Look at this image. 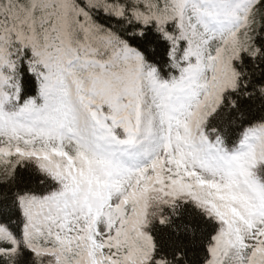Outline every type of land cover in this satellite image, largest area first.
Masks as SVG:
<instances>
[{"label": "snow or ice", "instance_id": "snow-or-ice-1", "mask_svg": "<svg viewBox=\"0 0 264 264\" xmlns=\"http://www.w3.org/2000/svg\"><path fill=\"white\" fill-rule=\"evenodd\" d=\"M253 102L264 0H0V264H264Z\"/></svg>", "mask_w": 264, "mask_h": 264}, {"label": "trees", "instance_id": "trees-1", "mask_svg": "<svg viewBox=\"0 0 264 264\" xmlns=\"http://www.w3.org/2000/svg\"><path fill=\"white\" fill-rule=\"evenodd\" d=\"M29 93L35 94V88L31 82H29ZM244 112L246 113L244 122L241 124L235 117H233L232 121L229 122L228 119L225 117L223 120V124L225 127V130L228 131L229 135L232 137L233 140H236L239 135L240 131L247 127L250 122H256L259 121L261 118H264V111L260 109V105L258 102H253L250 105H245ZM230 125V127H229ZM31 169H29L27 172L23 169H20L17 172V178H16V184L13 185V188L16 187V185H19L21 188L23 187H30L33 190L43 192L46 189L43 187H40L33 177L30 175ZM4 178V171L2 168H0V180ZM5 191H8L7 188L4 189ZM191 213V209H189V214ZM201 231L205 234L211 233L213 231V228L211 225L205 227L204 223L201 222ZM203 259V251L201 249H197L195 252H189V260L192 261V264H199V261Z\"/></svg>", "mask_w": 264, "mask_h": 264}]
</instances>
